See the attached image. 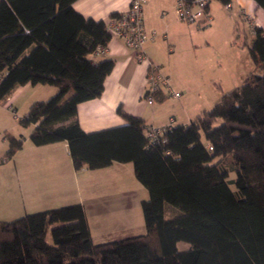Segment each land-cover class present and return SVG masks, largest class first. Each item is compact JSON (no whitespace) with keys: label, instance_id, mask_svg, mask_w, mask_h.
Masks as SVG:
<instances>
[{"label":"trees","instance_id":"obj_1","mask_svg":"<svg viewBox=\"0 0 264 264\" xmlns=\"http://www.w3.org/2000/svg\"><path fill=\"white\" fill-rule=\"evenodd\" d=\"M74 1L0 0V105L19 85L55 86L18 123L33 125V145L65 141L75 170L131 162L148 194L140 203L144 232L94 243L81 203L24 213L0 220V264H264V31L254 28L247 47L254 69L239 86L148 144L143 119L121 105L124 124L80 127L77 105L101 94L113 61L88 57L110 35ZM254 2L264 10V0ZM4 139L10 159L23 137ZM166 207L174 213L166 216Z\"/></svg>","mask_w":264,"mask_h":264},{"label":"crops","instance_id":"obj_2","mask_svg":"<svg viewBox=\"0 0 264 264\" xmlns=\"http://www.w3.org/2000/svg\"><path fill=\"white\" fill-rule=\"evenodd\" d=\"M128 1L76 0L72 6L85 17L105 22L111 17V14L117 15L125 11ZM211 1H214V4H211ZM215 4L227 14L228 21L231 20L230 38L234 42L233 49L236 58L228 64V67L232 74L231 78L240 81L244 78V75L241 76L245 72L244 66L253 70V63L249 54H243L246 57L245 65L240 63L238 53L243 50L239 48V45L245 48L250 45L251 41L247 42L245 38L247 34L251 35V23L254 27L264 31V10L257 7L254 0H231L229 7H225L216 0H210L208 6L211 16L209 26L215 20L214 16L217 11ZM142 11L146 30L154 29L156 31L155 38L147 41L143 49L162 73L157 57V41L160 42V38L166 39L167 34L164 31H160V33L156 29L155 21H164L169 14H175V4L173 0H143ZM158 29L162 30L159 27ZM157 36H160L158 40ZM180 37L181 35H176V37L172 35L168 44L174 46ZM251 37L253 38V35ZM88 57L94 61L111 59L113 66L104 79L101 94L97 98L82 101L77 105L76 119L84 131L92 132L124 124V120L116 112L119 105L126 113L141 117L146 125L165 126L170 123L171 119V125L186 124L193 118L188 115L186 119L179 120L172 113L168 115L167 108L164 106L165 100L158 103L142 98L147 65L144 61H138L133 51L127 48L121 39H109L104 52L95 51ZM165 75L168 76V74ZM56 90V87L52 85L26 83L17 86L8 96L7 101L15 113L20 109L22 114H25L32 102L51 96ZM38 93L42 96L44 94L46 97H38ZM215 96L216 94L214 97L210 96L209 101L215 102L217 100ZM6 108H8L7 103L0 105V109L5 110ZM201 109L199 110L201 111ZM12 118L14 119L13 115ZM32 128L33 125L24 128L19 124L8 125L0 116V146L3 148V153L7 147L4 139L5 132L23 137L21 149L10 158L16 175L17 194H13L11 200H6L0 195V216L6 214L17 216L16 214H20L18 209L21 206L24 214V212L29 213V210L48 209L47 207L58 205L57 202L61 200L71 199L83 205L91 239L94 243L129 236H122L123 233H119L115 238L110 235L100 237L98 229L104 226L110 228V232L111 230L116 231L114 230L116 224L122 218L130 217L129 210L131 208H134L137 216V205L147 198V190L136 179L134 180L132 163L113 162L102 168L88 169L83 166L75 170L72 167L65 141L39 146L30 144L27 139ZM93 193L99 196L91 197L90 194ZM81 196H86L87 199ZM35 204L39 206L37 207ZM26 205L31 207L26 209Z\"/></svg>","mask_w":264,"mask_h":264},{"label":"rangeland","instance_id":"obj_3","mask_svg":"<svg viewBox=\"0 0 264 264\" xmlns=\"http://www.w3.org/2000/svg\"><path fill=\"white\" fill-rule=\"evenodd\" d=\"M213 2L214 1H211V4H214ZM215 6H217V11L214 16L215 20L211 22V26L197 27L194 24H188L180 20L176 13L169 14L165 17L164 21H155V26H157L156 29L159 32L164 31L167 34L166 39H162L160 36H157V40L158 38L161 39L160 42L157 41V57L161 65V71L162 73L168 74L171 88L180 93L178 97H174L172 95L166 96L164 106L167 108L168 115L172 113L177 116V119L179 120L186 119L188 115L194 116L198 114L200 112V108H210L214 104L213 101H209L210 96L214 97L216 94L215 99H218L222 93L233 87L239 86L243 81V78L240 81L233 80L231 78L232 74L230 73L228 64L236 58L235 51L233 49L234 42L233 39L230 38L231 20L228 21L229 18L227 17V14H225L221 8L219 9L218 5L215 4ZM158 27L162 28V30H159ZM254 28L255 27L251 23V29L254 30ZM172 35L175 37L176 35H181L174 46H170L168 44ZM251 35L254 34L251 32ZM251 35H246L245 39L247 42L251 41ZM239 46V48H242L243 51L238 53V57L240 63L244 64V59L246 57L243 54H248V50L242 45ZM133 53L135 56L134 51ZM244 68L245 72L241 74V76L244 75L245 77L246 74L253 71L251 69L249 70L246 65ZM238 77H240V75H238ZM43 96L38 93V97ZM48 97H50V95L46 98H42L41 100L47 99ZM16 113L17 115H20V117L23 115L20 109L17 110ZM12 115L13 113L10 108H6L5 110L0 109V116L4 119L6 124H19L18 120H14L12 118ZM19 126L21 125L19 124ZM21 127L24 128L23 126ZM27 141L32 144L29 137ZM15 176L12 159H3V148L0 146V195L6 200H11L12 195L15 193L17 194ZM233 177L234 173L230 171L228 173V178L232 179ZM229 186L233 189L232 184ZM90 196L97 197L99 195L93 193L90 194ZM81 197L87 199L86 196ZM57 203L59 204L53 207L77 202H74V200L71 199H66ZM36 205L37 207L39 206L38 204H35V206ZM26 206V209L31 207L30 205ZM22 208L23 207L21 206V208L18 209V213L20 214H16L17 216L23 214ZM41 209L44 210L46 208L29 211H40ZM129 213H131L129 214L130 217L122 218L120 222L116 224L114 228L116 231L113 232L111 230L110 232V228L103 226L98 229V235H100V237H107L110 235V237L115 238L118 237L117 235L119 233H123L122 236H131L143 233L144 223L140 204L137 205V216L134 208H131ZM173 213L174 209L166 207V216H170ZM17 216H9V214H6L0 216V219L10 220ZM46 238L48 242H51L49 233ZM112 239L113 238H111V240ZM178 247L180 249L185 248L187 247V243L178 242Z\"/></svg>","mask_w":264,"mask_h":264},{"label":"built area","instance_id":"obj_4","mask_svg":"<svg viewBox=\"0 0 264 264\" xmlns=\"http://www.w3.org/2000/svg\"><path fill=\"white\" fill-rule=\"evenodd\" d=\"M175 4V12L178 18L188 24H194L197 27H206L210 24L211 16L208 10L210 0H173ZM143 0H129L125 11L109 17L105 21L106 29L110 35L109 39L119 38L125 46L135 52V57L138 61H144L147 65L145 87L142 98L146 101H154L153 93L161 92L166 96L172 95L178 97L180 93L174 91L169 83V77L160 72L157 65L149 59L144 52V45L147 41L152 40L156 36L154 29L146 30L143 23ZM229 7V3L225 5ZM252 34L254 30L251 29ZM106 46L97 48V52H104ZM166 90V91H165ZM8 98V97H7ZM8 108L11 109L14 119L19 117L11 105L6 102ZM165 126L146 125L144 134L147 137V143H152L162 136Z\"/></svg>","mask_w":264,"mask_h":264}]
</instances>
